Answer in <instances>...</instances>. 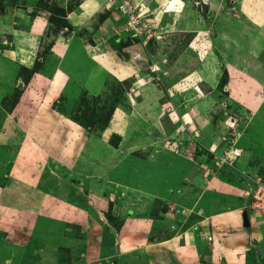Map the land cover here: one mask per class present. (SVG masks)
Segmentation results:
<instances>
[{
    "label": "rangeland",
    "instance_id": "obj_1",
    "mask_svg": "<svg viewBox=\"0 0 264 264\" xmlns=\"http://www.w3.org/2000/svg\"><path fill=\"white\" fill-rule=\"evenodd\" d=\"M83 1L0 0V19L9 24L0 33V264L81 260V252L75 255L69 243L89 228L86 215L93 204L89 186L93 178L106 182L114 201L103 214L112 229L120 227L113 212L122 192L142 185L149 199L135 205L136 213L129 215L151 225L145 242L178 238L179 249L187 233L193 238V252L167 248L160 262L153 252L144 262L227 264L231 260H222L213 237H204L202 228L194 227L195 217L190 209H183L180 191L175 197L167 184L141 183L143 172L158 160L149 156L148 149L130 155L135 149L126 145L129 132L134 131L131 140L150 139L168 153L165 161L174 157L193 165L194 173L207 177V187L226 184L242 203L254 182H264V0H124V12L119 0H102L82 31L73 29L66 18ZM12 30L20 33L18 42L11 37ZM29 31L35 43L26 51L19 41ZM70 36L81 37L91 55H109L115 68L124 69L126 80L112 75L98 95H89L66 76L62 84L53 86L60 62L51 51L59 41L68 44ZM90 46H98L97 54ZM78 60L84 74L85 59L80 55ZM142 89L148 91L139 104ZM158 95L161 101L155 105ZM143 108L153 124L132 120L125 132L128 116L144 115ZM107 146L118 151L110 150L113 159L102 154ZM235 151L239 157H234ZM226 156L228 161L222 165ZM95 170L101 172L98 177ZM58 187L65 194L54 200ZM214 190L212 186L207 192L214 194ZM194 191L196 199L201 192ZM245 199L250 206V199ZM49 200L53 213L46 217ZM205 206L203 212L214 213L209 204ZM90 209L99 213L96 207ZM248 209L243 214L249 228L244 227L241 214L244 234L250 238L256 230L264 234L260 214ZM74 214L84 226L66 222ZM196 214L200 217L201 211ZM244 243L249 245L242 263L264 264V235L260 251L256 242ZM83 258L96 261L87 255Z\"/></svg>",
    "mask_w": 264,
    "mask_h": 264
},
{
    "label": "crops",
    "instance_id": "obj_2",
    "mask_svg": "<svg viewBox=\"0 0 264 264\" xmlns=\"http://www.w3.org/2000/svg\"><path fill=\"white\" fill-rule=\"evenodd\" d=\"M101 2L102 0H84L81 3V5L78 7L77 12L67 15L66 20L69 21V19H71L69 24L73 29L80 27L79 29L83 31L84 30L83 26H87L86 24L88 17L98 12L102 4ZM5 18L8 20L7 17ZM29 23H30L29 19L26 17L24 24L28 25ZM8 26L9 24L6 25L4 19L1 18L0 33L2 32L5 33L8 30L7 28ZM19 34H20L19 32H14L12 30L11 37H13L16 42H18ZM33 36L34 33L32 31L31 32L29 31V33H23L24 38H22L19 41L24 44L23 50L28 51L29 50L28 48L31 47V43L32 42L35 43V39ZM67 41L69 42L68 44H64L61 41H59L57 47H55V49L54 48L52 49L55 51H51L52 54H54V56L57 59H59L60 62L58 68H56V70L54 71L55 79H52L51 84H53L54 80L56 79H57V83L53 84V86L62 84V82H64L65 80V79L63 80V78L66 76L68 82L72 80L73 83H76L77 86L79 84L80 85L79 87L82 88L84 91L88 92L89 95H98L102 91L103 83H105L106 80L109 79L112 75H116V76L119 75L118 77L122 78L121 81L126 80L127 77L123 80V77L126 76L125 75L126 73L123 72L124 69L121 70L119 68H115L114 61L110 58L109 55H106L105 53H100L101 54L100 57H97V55L96 56L91 55L89 53V49L84 45L81 37L75 38L74 36H70L67 39ZM90 47L93 48L94 50L93 53L97 54L96 50L98 49V46L95 47L90 46ZM80 55L85 59V66L82 68L86 70L84 74H82L80 71L81 66H79V60H78V56L80 58ZM74 59L76 60L77 64L72 65L71 60ZM74 74L75 76L73 77ZM99 75L101 76L100 78H102L101 82L97 81V79H99ZM58 79L61 81V83H58ZM199 83H204V82H199ZM205 85L210 86L207 83ZM251 86L247 88L249 92L252 91ZM145 91L148 90L142 89L143 98L139 104L143 103ZM160 101H161V96L158 95L157 101L154 102L155 105L157 104L159 105ZM139 104H137L136 107H138ZM203 104L204 103H202V106H204ZM200 109H201V113H204V108H200ZM143 111H144V115L137 114L136 116L135 115L128 116L125 132L127 128L130 127L129 122H131L132 120L140 121L143 119L150 122L148 120L149 118L148 112L145 111L144 108ZM150 124L153 123L150 122ZM134 135H136L134 131L129 132V140L127 142L128 145H126V148L130 147L132 149H135L129 154L130 155L137 154L138 151L140 150L142 151L148 149L149 156L152 157L153 159L158 160L156 164H153L154 165L153 167L147 168L149 170L143 172L144 179L141 183H145L148 180L149 182L154 181V183H160V185L167 184L168 185L166 186L167 189H169L170 191H172L171 189L175 190L173 191V193H170V195L174 194L175 197L177 196V192L180 191L182 194V195L180 194L183 200L182 202L184 203L185 206V208L183 209H190V211L193 213L191 215L195 217L194 227L197 228L198 230L202 228L204 237L206 235L213 237V241H214L213 246L218 250V253L221 254V258L223 261L225 260V257H227L228 260H231L227 264H243L242 258L244 259L245 257V253L249 245L247 243L248 240L249 241L252 240L256 242V249L257 251L258 250L260 251L259 245L264 235L262 234V231L260 230V234L258 235V230H256L255 231L256 234H252V237L250 238L247 234H244L243 232L244 227H242L241 224V214H243L244 208L247 210L248 207L247 205L248 202L245 199L246 194L243 197L244 200L242 203V200L238 201V199L236 198L235 194L237 193H233L232 190L229 189L230 187L228 188L227 187L228 185L226 184L221 183L218 185L212 183L209 184L210 185L209 187H207L206 186L207 177L205 176V174L203 175V173L201 174L198 173V175L194 173V168L192 167L193 165H187L182 161L181 162L177 161V159L174 157L172 159L170 158L169 161H165L169 155L167 152H162L163 151L162 149L156 148L157 143L154 144L152 143L153 141L150 142L151 141L150 139L142 138V137H135L134 140H131V138H133ZM104 149L105 150L102 152V154L103 153L105 155L111 154L109 156H111V159H113L114 157L112 158V156H115V154L111 153L110 151L112 150L111 147L107 146ZM112 151L115 153L118 152L115 151V149H113ZM145 163L146 161H144L143 164ZM137 168L139 169L140 167L137 165ZM144 169L146 168H143V170ZM140 170H142V168ZM95 171H96L95 176L98 177L101 172L97 173L98 170ZM172 172L173 174H171ZM188 173L189 176L187 175ZM187 177H190V180L187 179ZM186 183H189L190 185H187ZM104 185H106V182L97 178H93L92 181H90L89 183L90 190H92L90 195V200L93 201V204L90 205L91 207H96V210H98L99 213L96 214L94 212L92 213L90 207L89 208L90 211H88L89 214L86 215V218L89 222L88 230L83 232L82 238L77 240L74 239L70 240L69 246L71 249L74 250L75 252L74 254L77 255V252H81L80 255L82 259L79 261L75 260V264H92V263L94 264L95 262H97V260L105 261V262L115 261V264H124L125 261L128 264H136L135 262L136 260L139 262V264L140 263L148 264L147 262H144V258L145 256H149V252L155 253L154 257L156 258V260H158V262L161 261L162 253L167 248L168 249L173 248V251H177L178 253H185V252L189 253L188 251L193 252L192 249L193 238L190 237L188 233L186 237L183 239L184 242H182L183 244L182 246H180L179 249L178 246L175 244L176 243L175 240L180 241V239L178 238L165 240L160 243L154 242L153 244L150 245H148L145 242L144 234L148 233L147 227L150 224H147V222L141 218H136V216L129 215V212H132L133 215L136 213L135 212V210H137L136 206H138L140 202L145 204V202H147V199H149L147 198V195H149V193L146 192L145 190H142V185H139V187H137L138 190L140 191L138 190L128 191L127 189H125V191L122 192V198H121L122 200L119 201V206L117 205V203H115L114 212H113L115 213L114 214L115 220L116 222H119L120 227L117 230L112 229V227L108 225V223H106L103 214L107 212L111 204H114V201L112 200V196L110 195V193L107 192L109 188L107 189ZM212 186L214 187L215 192L214 194L210 193L212 195L211 196L207 191L208 189L210 190ZM162 188H163L162 190L165 191L166 188H164V186H162ZM218 189L221 190L218 191ZM194 190L201 192L196 199L194 197L196 195V192ZM153 193L158 194V192L155 191ZM63 194H65V192L61 191V189L58 187V191L55 194L56 197L53 196L54 200L55 198H62ZM155 198L159 200L162 199L163 197L162 198L155 197ZM49 203L50 204H47V207L45 208V211L47 212L50 211L48 212L46 217H49V215L53 213L52 212L53 208H51L52 205L51 200H49ZM207 204H209L210 208L212 209L211 211L212 212L214 211V213H211V215H208L206 211L203 212V207ZM194 205H197L195 209H194ZM197 211H201V216H200L201 218L196 216ZM189 213L190 212L187 211V214L191 218L192 216ZM68 221L74 222L78 226L81 225L84 226V223L82 222L83 219L80 216L75 218V214L74 217L68 215L66 222ZM248 224L250 227L249 220H248ZM210 227H212V231H210ZM133 237L134 240H132ZM92 241L93 243H89ZM244 242H246L247 244H245ZM101 250L102 252L98 255L97 253ZM181 251H185V252H181ZM86 255L88 257L96 259V261L90 262L87 258L86 259L83 258ZM131 257L134 258V260H131ZM234 257H239V261H234ZM74 259L75 258L70 260V263ZM184 264H188V263L185 262Z\"/></svg>",
    "mask_w": 264,
    "mask_h": 264
},
{
    "label": "built area",
    "instance_id": "obj_3",
    "mask_svg": "<svg viewBox=\"0 0 264 264\" xmlns=\"http://www.w3.org/2000/svg\"><path fill=\"white\" fill-rule=\"evenodd\" d=\"M119 1L122 4L120 10L124 12L126 9V3L124 2V0ZM129 24L132 25L133 23L130 22ZM233 155L234 157H239V152L237 153V151H235ZM227 161V156L226 158H221L222 165ZM216 167H218V163H216ZM254 184L255 187L246 193V197L250 199V206L248 205V208L251 211L257 210L264 223V182L258 179L256 182H254Z\"/></svg>",
    "mask_w": 264,
    "mask_h": 264
},
{
    "label": "water",
    "instance_id": "obj_4",
    "mask_svg": "<svg viewBox=\"0 0 264 264\" xmlns=\"http://www.w3.org/2000/svg\"><path fill=\"white\" fill-rule=\"evenodd\" d=\"M243 225H244L245 228L249 227L246 214H243Z\"/></svg>",
    "mask_w": 264,
    "mask_h": 264
}]
</instances>
